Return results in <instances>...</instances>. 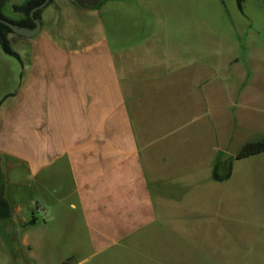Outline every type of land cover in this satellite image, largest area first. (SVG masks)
<instances>
[{"label":"crops","instance_id":"crops-1","mask_svg":"<svg viewBox=\"0 0 264 264\" xmlns=\"http://www.w3.org/2000/svg\"><path fill=\"white\" fill-rule=\"evenodd\" d=\"M37 18L0 45V169L95 249L152 231L181 172L222 182V157L264 139V0H49Z\"/></svg>","mask_w":264,"mask_h":264},{"label":"rangeland","instance_id":"rangeland-1","mask_svg":"<svg viewBox=\"0 0 264 264\" xmlns=\"http://www.w3.org/2000/svg\"><path fill=\"white\" fill-rule=\"evenodd\" d=\"M223 158L224 181L210 179L205 169L181 172L154 195L159 220L152 231L100 250L82 225L47 222L43 211L28 207L24 177L13 183L0 169L6 197L11 205L22 204L24 218L20 224L2 220L0 264H264V153Z\"/></svg>","mask_w":264,"mask_h":264},{"label":"trees","instance_id":"trees-1","mask_svg":"<svg viewBox=\"0 0 264 264\" xmlns=\"http://www.w3.org/2000/svg\"><path fill=\"white\" fill-rule=\"evenodd\" d=\"M4 0H0V6ZM43 0H24L21 4H15L12 6L13 11L19 12L23 14V18L18 20H10L5 17L0 11V17L10 21L11 23L17 24L19 26L33 27L34 22L32 18L29 16L30 10L39 5ZM244 0H235L236 5L239 9H242V4ZM39 11L34 12V16H39ZM12 32L11 29L0 22V45L5 53L10 55H15V53L11 50L8 40L7 34ZM264 151V139H256V140H248L242 144V146L237 150V152L233 155L235 158L248 157L257 153ZM10 207L4 196L3 185L0 183V219H8L10 218Z\"/></svg>","mask_w":264,"mask_h":264},{"label":"water","instance_id":"water-1","mask_svg":"<svg viewBox=\"0 0 264 264\" xmlns=\"http://www.w3.org/2000/svg\"><path fill=\"white\" fill-rule=\"evenodd\" d=\"M48 2H49V0H43L39 5L33 7L30 10L29 16L32 18V20L34 22L33 27L19 26L17 24L11 23L10 21L5 20L1 17H0V22L3 23L4 25L8 26L12 32H14L18 35H22V36H26V37L33 36L39 31V28H40V21L37 17L34 16V12L37 11L38 9L44 7Z\"/></svg>","mask_w":264,"mask_h":264}]
</instances>
